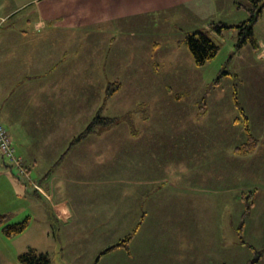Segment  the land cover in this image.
Returning <instances> with one entry per match:
<instances>
[{"label":"rangeland","instance_id":"rangeland-1","mask_svg":"<svg viewBox=\"0 0 264 264\" xmlns=\"http://www.w3.org/2000/svg\"><path fill=\"white\" fill-rule=\"evenodd\" d=\"M243 6L251 9L253 4L249 0H204L202 11L166 13L165 18L159 17V23L147 34L138 28L135 40L159 37L163 42L162 50L148 60L134 61L133 66H128L130 61H127L125 70L129 71H124L121 80L110 85L118 86V89L121 85L134 87L140 92L141 99H148L151 104L142 131L152 135L140 142L141 156L136 163L144 164L146 177L163 179V190L152 196L172 199L171 204H152L155 210L147 220L141 221L135 239L129 242V249L117 247L103 254L114 246L117 238L121 239L116 244L134 228L116 227L112 222L107 225L101 222L103 227L96 226L100 222H95L86 213L77 214V219L75 214L71 218L59 215V219L51 218L48 222L41 220L40 214L32 220L26 215H14L0 225V263L20 264L19 256L31 249L38 254H47L50 264L236 263L233 247L236 243L250 242L249 235L242 233L239 238L235 231L245 210L244 201H259L254 220L258 217L264 219L261 200L264 199V141L254 139L249 124L264 131V56L260 53L264 46L258 51L250 45L238 49V30L227 29L218 35L210 30V25L219 22L237 25L245 21L250 15ZM151 18L153 25L154 19ZM162 26L166 27L164 31H155ZM199 29L219 47L216 57L203 67H196L184 41L178 46L187 33ZM254 32L259 44H264V10L254 25ZM141 56H149L146 49L142 50ZM156 62L158 70L155 69ZM235 98L240 108L236 106ZM121 103L130 105L126 104L125 98ZM144 108L142 104L138 110L134 109L136 114L129 111L122 118L132 119L138 113L142 118L146 117L147 112L142 114ZM245 118L249 131H246ZM251 141L255 143L252 153H240L239 150ZM234 151L242 156L244 163H235ZM130 156L127 160L120 157L126 169L134 164ZM2 159L1 162L18 175L17 169L7 159ZM128 175L118 186L106 185L109 194L117 188H125L127 181L133 178V172ZM107 176L115 180L114 174L108 173ZM143 176L142 171L134 179L141 180ZM83 191L86 190L79 194ZM233 199L239 202L238 205L231 203ZM90 201L96 203L92 197L87 202ZM19 206L29 207V203L15 194L6 177L0 176V211ZM97 208L89 204L85 209L96 212ZM26 220L25 232L12 236L4 233V226ZM47 226L50 227L49 234L43 231ZM185 227L189 232V259L187 263L168 262L167 253L176 246L168 242H180L182 236L176 237L185 231ZM197 231H202L203 235ZM252 235V239L260 243L261 237L253 231ZM243 250L250 251L247 247ZM198 254L203 259H197ZM255 259L254 254L247 264Z\"/></svg>","mask_w":264,"mask_h":264},{"label":"crops","instance_id":"crops-1","mask_svg":"<svg viewBox=\"0 0 264 264\" xmlns=\"http://www.w3.org/2000/svg\"><path fill=\"white\" fill-rule=\"evenodd\" d=\"M203 7L204 0H0V123L6 126L16 154L28 172L27 177L14 174L1 162L0 154V176L6 177L15 194L29 203V207L2 210L0 216L8 221L9 216L26 215L32 220L40 214V219L48 222L51 218L59 219V204L66 199L64 216L71 218L75 214L77 219V214L86 213L100 222L96 226L112 222L116 227L134 228L135 239L141 221L147 220L155 210L153 205L171 204L170 198L152 196L163 190V179L146 177L144 164L136 163L141 156L140 142L152 135L142 131L151 104L148 99L142 100L134 87L121 85L112 95H108V89L121 80L124 71H129L125 70L127 61H130L128 66H133L134 61L148 60L162 50L159 37L135 40L138 28L147 34L166 13L199 12ZM130 30L134 31L130 33ZM262 46L260 42V49ZM143 49L148 57L141 56ZM155 69L158 70L157 62ZM130 94L136 95L135 99ZM124 98L130 105L121 103ZM142 104L145 106L142 114L147 112L146 117L138 113L132 119L122 118ZM98 114L119 121L97 128L72 146ZM249 124L254 139L264 141L262 128ZM152 140L155 142V138ZM234 154L236 164L244 163L240 154L235 151ZM128 156L134 164L126 169L120 157L127 160ZM142 171L144 179L135 180ZM130 172L133 178L127 181L128 185L109 194L106 185L118 186ZM108 173L114 174L115 180H110ZM33 183L42 186L52 200L36 192ZM82 190L86 191L79 194ZM91 197L95 204L87 202ZM261 200L264 205V199ZM231 203L239 202L233 199ZM89 204L98 207L96 212L85 209ZM258 204L259 201H253L242 231L249 235L250 242L242 238L243 245L236 243L233 247L235 264L249 263L256 252L262 253L258 264H264V219L254 220ZM237 229L240 238L242 234ZM43 231L49 234L50 227ZM252 231L261 237L260 243L252 239ZM199 233L203 235L202 231ZM180 236V242H168L176 245L167 253L168 262L187 263L189 259L186 227L176 238ZM246 247L250 249L247 253L243 250ZM197 259L203 256L198 254Z\"/></svg>","mask_w":264,"mask_h":264},{"label":"trees","instance_id":"trees-1","mask_svg":"<svg viewBox=\"0 0 264 264\" xmlns=\"http://www.w3.org/2000/svg\"><path fill=\"white\" fill-rule=\"evenodd\" d=\"M249 1L253 4V7H251V9H248V7L243 6L249 12L250 15L249 18H247L245 21L237 25H229L226 22L212 23L210 25V30L215 32V34L222 35L225 30L234 28L239 31V41L237 44L238 49H242L245 45H250L253 49L258 51L260 50V44L255 36L254 25L259 20L260 16L263 13L264 0H249ZM184 43L187 49L189 50L196 67L205 66L206 63L212 60L213 58H215L219 52L218 45L210 37H208L206 33L202 30H197L195 32L188 34L185 38ZM117 90H118V86L116 87L110 86L108 89V95H112ZM235 100H236V106L240 108L239 102L237 101L236 98ZM116 121L117 120L102 117L100 114H98L90 122V124L86 127V129L79 136L75 138V140L72 142L71 145L73 146L75 143L84 139L86 136L94 132L97 127L110 126L114 124V122ZM244 123H245L246 131H249L248 128L249 124L246 118L244 119ZM254 147H255V143L251 141L247 143V145L244 146L239 151L240 153H250L251 151L254 150ZM252 203L253 202L248 200L245 202V210L241 216V223L238 227V232L240 235L242 234L246 219L250 215L252 209ZM6 221H7V217L0 216V225H3ZM27 227H28V222L24 221L22 223L6 225L3 227V231L7 236H12L25 232ZM136 230L137 229H135L128 236H126V238L121 240L118 244L107 249L105 252H103V254L117 247L128 248L129 242L133 238ZM261 257H262V253L256 252V259L250 264H258ZM19 262L20 264H50V259L47 254H43V253L38 254L36 250L31 249L29 252L19 256Z\"/></svg>","mask_w":264,"mask_h":264},{"label":"built area","instance_id":"built-area-1","mask_svg":"<svg viewBox=\"0 0 264 264\" xmlns=\"http://www.w3.org/2000/svg\"><path fill=\"white\" fill-rule=\"evenodd\" d=\"M4 22V20H2ZM0 154L4 159H7L11 166H14L18 171V176H28L27 169L25 168L21 157H18L16 154V149L13 145V141L10 137V134L3 124L0 123ZM34 189L45 196L48 200H52L51 195L47 193L42 186L39 184H33ZM58 215L66 214V202L62 201L60 204Z\"/></svg>","mask_w":264,"mask_h":264}]
</instances>
